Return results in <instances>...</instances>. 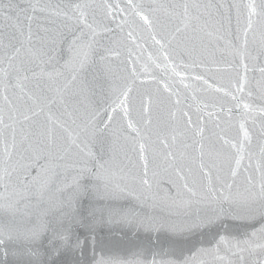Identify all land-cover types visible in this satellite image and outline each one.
Here are the masks:
<instances>
[{
  "label": "water",
  "instance_id": "water-1",
  "mask_svg": "<svg viewBox=\"0 0 264 264\" xmlns=\"http://www.w3.org/2000/svg\"><path fill=\"white\" fill-rule=\"evenodd\" d=\"M34 2L3 0L5 15L0 18V25L7 31L15 23L20 10L26 9L31 14ZM109 2L119 4L125 12L105 19L103 0H94L90 11H94L97 19L111 29L103 35V40L120 55L105 61L103 65L94 66L88 74L91 91L85 104L87 119L92 123L77 141L79 148L73 149L67 171L57 179L56 187L63 194L57 192L55 199L62 202L63 207L55 204L53 211L41 219L22 214L13 217L7 210L0 212V264H152L154 260L157 264H182L196 248L211 246L221 235L230 239H244L256 232V238L264 240V233L259 232L264 228V205L259 200L245 206L229 201H202L190 210L178 209L172 200L176 192L172 182L176 178L172 169L163 162L164 153L171 150L177 155L176 164L191 168L194 173L202 161L216 168H226L233 153L223 145L220 137L223 135L229 140L238 141L239 124L244 121L252 133V141L246 145L243 165L247 167V155L253 154L250 171L256 174L260 145L264 144V136L261 135L264 116L256 111L264 106V73L259 70L264 67V51L259 42V18L255 24V42L252 40L253 33H250L246 59L242 62L239 55L233 54L238 24L235 9L231 12L229 24L231 0H212L213 25H222L223 39L213 41L219 50L214 58L206 53L207 61L199 67L177 68L185 77L181 82L172 68L166 67L158 46L152 42L151 32L130 14L131 9L125 0ZM141 2L148 6L151 0ZM47 4L53 9L66 8L70 0H41L39 6ZM125 15L129 25L121 28L120 20ZM159 16L157 30L166 23L163 14ZM53 19L57 25L62 22V18ZM129 31H133L135 43L127 36ZM240 35L242 42V33ZM130 51L135 64L130 63ZM208 51H213V48L210 47ZM174 59L177 64L180 63L179 57ZM184 63L191 64V61L185 59ZM196 76H202L203 80L194 79ZM241 77H246L247 87L237 100L223 91H215L216 88L230 90L231 85ZM165 83L169 85L171 94L162 87ZM120 86L131 88L129 117L125 119L117 109L112 113L111 121L105 125L107 112L114 106L113 90ZM149 97L151 104L148 113H145L144 102ZM177 100L180 103H176ZM238 103H248L254 110L245 114L242 107H236ZM211 111L217 113L216 118L206 115ZM173 112L176 113L175 119L171 116ZM184 112L190 114L194 125L204 127L202 138L194 136L185 127ZM128 119L139 130V136L128 129ZM173 135L177 137L175 144L171 139ZM165 138L170 149H165L161 144ZM141 141L148 146L149 175L156 173L151 190L145 189L138 181L143 166L136 148ZM200 143L204 145L202 157L198 147ZM186 144L188 148L184 147ZM97 169L102 177L100 181L89 175ZM244 174L242 171L241 179ZM4 195L5 199L0 203L6 207L8 193ZM178 211H190L202 220L213 218V222L191 232H173L166 225L179 221ZM34 225L49 227L33 240L28 230ZM69 226L71 243L79 238L85 242L82 249L72 250L63 242H53L52 228ZM202 260L204 264H212L210 258L206 257H197L192 264H201Z\"/></svg>",
  "mask_w": 264,
  "mask_h": 264
},
{
  "label": "snow or ice",
  "instance_id": "snow-or-ice-1",
  "mask_svg": "<svg viewBox=\"0 0 264 264\" xmlns=\"http://www.w3.org/2000/svg\"><path fill=\"white\" fill-rule=\"evenodd\" d=\"M125 2L131 9L130 14L149 29L152 42L158 46L166 67L170 66L181 82L185 77L177 68L199 67L207 61L206 53L214 58L219 50L213 45V41L223 39L222 25H213L212 0H151L148 6H144L141 0ZM93 3L94 0H70L68 7L53 9L50 4L40 7L41 0H35L31 14L26 9L20 10L15 23L7 31L0 25V189L4 190L0 191V201L5 199L4 193H8L7 205L5 207L0 203V212L7 210L13 217L22 214L41 219L53 211L55 204L59 203L63 207L62 202L55 199L57 192L63 194L56 187L57 179L62 172L67 171L73 149L79 148L77 141L92 123L87 119L85 104L91 91L88 74L94 66L103 65L105 61L120 55L119 51L107 46L103 40V35L111 29L97 19L94 11H90ZM103 6L105 19L115 18L125 12L119 4L113 5L109 0H103ZM233 9L238 24L233 54L239 55L243 62L249 48L250 33H253L252 40L255 42L257 18L261 22L259 42L264 51V0H231L229 24ZM160 13L165 17L166 23L157 30ZM4 15L3 0H0V18ZM53 17L62 18L61 24L57 25ZM125 25H129L126 15L120 20V27ZM240 33L243 36L242 42ZM127 36L135 43L133 31H129ZM229 46L233 47L231 43ZM210 47L213 48L211 52L208 51ZM129 57L130 63L135 64L131 51ZM175 57L180 58L179 64L175 62ZM185 59L191 61V64L184 63ZM244 67L247 71V64ZM259 70L264 73V67ZM132 71L135 74V67ZM194 79L203 80V77L196 76ZM162 87L171 94L168 84L165 83ZM246 87V77H241L231 85L230 90L216 88L215 91H223L225 95L237 100ZM113 92L114 106L107 112L108 121H105V125L111 121L112 113L117 109L125 119L129 117L131 109L130 87L120 86ZM176 103L180 101L177 100ZM150 104L149 97L144 102L145 113H148ZM204 107L207 108L208 105L205 104ZM236 107H242L245 114L254 110L248 103H238ZM256 111L264 116V106ZM183 115L186 117L185 127L194 136L202 138L204 127L194 125L188 112ZM206 115L217 117L215 111L207 112ZM171 116L175 119L176 113L173 112ZM127 127L139 136V130L130 119ZM239 131L238 141L229 140L223 135L220 137L223 145L233 153L231 162L223 169L202 161L197 166L198 171L194 173L191 168L176 164L175 152L168 150L164 153L163 162L172 169L176 178L172 182L176 188L172 200L178 209L190 210L202 201H229L245 206L259 200L264 205V144L260 145V158L256 161V174L253 175L250 171L253 167V154L247 155V167L243 165L246 145L251 144L252 133L244 121L239 124ZM261 135L264 136V128ZM171 139L175 144L177 137L173 135ZM161 144L165 149H170L166 138L161 140ZM184 147L188 148L189 145ZM198 147L202 157L203 143ZM136 151L143 166V173L138 181L145 189L151 190L156 173L149 175L148 146L141 141ZM242 171L245 174L241 179ZM89 175L96 181L102 179L99 169ZM84 190L87 191V188ZM177 215L180 217L178 222L166 225L173 232H191L213 222V218L202 220L199 216H193L190 211H178ZM48 227L34 225L28 230L31 239H38ZM52 232L53 242H63L72 250L82 249L85 243L79 238L71 243L70 226L60 229L53 227ZM259 232L264 233V228ZM256 237V232L244 239H230L221 235L211 246L196 248L191 256L185 257L182 264H192L197 257L210 258L212 264H264V240ZM152 264L157 262L154 260ZM201 264H204L203 260Z\"/></svg>",
  "mask_w": 264,
  "mask_h": 264
}]
</instances>
